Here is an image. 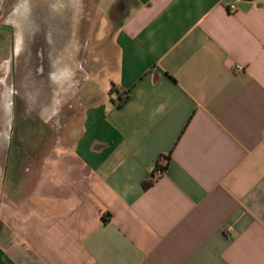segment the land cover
I'll return each mask as SVG.
<instances>
[{
  "label": "crops",
  "instance_id": "crops-1",
  "mask_svg": "<svg viewBox=\"0 0 264 264\" xmlns=\"http://www.w3.org/2000/svg\"><path fill=\"white\" fill-rule=\"evenodd\" d=\"M112 11L108 83L30 185L0 182V264H264V0Z\"/></svg>",
  "mask_w": 264,
  "mask_h": 264
},
{
  "label": "rangeland",
  "instance_id": "rangeland-1",
  "mask_svg": "<svg viewBox=\"0 0 264 264\" xmlns=\"http://www.w3.org/2000/svg\"><path fill=\"white\" fill-rule=\"evenodd\" d=\"M115 1L6 0L0 12L7 25L0 33V182L15 185L23 174L30 185L55 140L79 123L85 89L108 83L101 71L116 58L112 38L122 15L110 13Z\"/></svg>",
  "mask_w": 264,
  "mask_h": 264
},
{
  "label": "built area",
  "instance_id": "built-area-1",
  "mask_svg": "<svg viewBox=\"0 0 264 264\" xmlns=\"http://www.w3.org/2000/svg\"><path fill=\"white\" fill-rule=\"evenodd\" d=\"M235 6L232 5L231 9H234ZM235 70L240 72L243 70V67L241 65H236ZM164 163H161L156 161L154 165L152 166L151 174H150V180L154 181L158 178H160L164 174Z\"/></svg>",
  "mask_w": 264,
  "mask_h": 264
},
{
  "label": "trees",
  "instance_id": "trees-1",
  "mask_svg": "<svg viewBox=\"0 0 264 264\" xmlns=\"http://www.w3.org/2000/svg\"><path fill=\"white\" fill-rule=\"evenodd\" d=\"M113 90H114V87L112 86L110 88V92L113 91ZM126 98H127V95H125L124 97H121V95H119L118 99L115 102L116 106H121L124 103ZM143 186L146 187L147 185L144 183Z\"/></svg>",
  "mask_w": 264,
  "mask_h": 264
},
{
  "label": "flooded vegetation",
  "instance_id": "flooded-vegetation-1",
  "mask_svg": "<svg viewBox=\"0 0 264 264\" xmlns=\"http://www.w3.org/2000/svg\"><path fill=\"white\" fill-rule=\"evenodd\" d=\"M36 67H38V64L36 65ZM36 75L38 76L39 75V73H38V70L36 69Z\"/></svg>",
  "mask_w": 264,
  "mask_h": 264
}]
</instances>
